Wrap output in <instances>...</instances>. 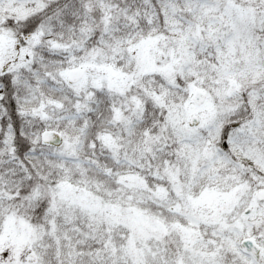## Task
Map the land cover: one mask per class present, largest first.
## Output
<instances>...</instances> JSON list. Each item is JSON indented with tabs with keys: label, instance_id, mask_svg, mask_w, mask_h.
Masks as SVG:
<instances>
[{
	"label": "snow or ice",
	"instance_id": "snow-or-ice-1",
	"mask_svg": "<svg viewBox=\"0 0 264 264\" xmlns=\"http://www.w3.org/2000/svg\"><path fill=\"white\" fill-rule=\"evenodd\" d=\"M0 264H264V0H0Z\"/></svg>",
	"mask_w": 264,
	"mask_h": 264
}]
</instances>
